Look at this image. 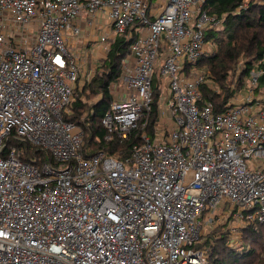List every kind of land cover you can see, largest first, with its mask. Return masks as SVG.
I'll list each match as a JSON object with an SVG mask.
<instances>
[{
  "label": "built area",
  "instance_id": "2783aa9c",
  "mask_svg": "<svg viewBox=\"0 0 264 264\" xmlns=\"http://www.w3.org/2000/svg\"><path fill=\"white\" fill-rule=\"evenodd\" d=\"M203 3L0 0V264H199L200 239L222 222L232 245L242 228L264 225L258 74L224 112L199 104L207 76L193 66L207 51L205 30L220 24ZM83 18L105 24L76 53ZM134 28L101 118L106 140L133 135L130 155L83 157V131L63 114L110 41ZM155 72L161 93L149 133ZM15 143L51 162L24 161Z\"/></svg>",
  "mask_w": 264,
  "mask_h": 264
},
{
  "label": "trees",
  "instance_id": "16d2710c",
  "mask_svg": "<svg viewBox=\"0 0 264 264\" xmlns=\"http://www.w3.org/2000/svg\"><path fill=\"white\" fill-rule=\"evenodd\" d=\"M202 9L220 21V28L208 27L205 30L204 40L215 45V52L204 53L195 64L206 65L208 70L207 81L200 88L199 104L211 102L215 113H222L229 107L231 99L245 88L243 80L252 72L254 62H258L257 68L262 71L257 78V87L253 90L254 100L255 93L264 89V0H204ZM136 28L129 31L130 36L127 32L116 35L110 41V50L105 59L97 65L89 80H84L79 88L76 86L75 101L69 112L63 114L65 121L80 126L83 131V157L100 151L120 160L130 155L133 135L122 141L115 136L106 140L107 134L102 128L101 118L112 99L108 87L120 76L122 60L128 54L130 44L137 38ZM239 58L244 62L243 71L237 75L233 86L227 85L230 70ZM152 88L151 114L147 127L149 133H152L159 113L161 81L157 72L153 75ZM85 92L94 98L90 105L82 102L81 97ZM261 105L264 106V100ZM15 145L22 152L24 161L36 158L39 164L51 162L44 151L25 144ZM227 225L226 220L200 239L197 248L205 251L206 263L264 264V225L251 223L242 228L241 239L235 245L230 244Z\"/></svg>",
  "mask_w": 264,
  "mask_h": 264
},
{
  "label": "rangeland",
  "instance_id": "374dc122",
  "mask_svg": "<svg viewBox=\"0 0 264 264\" xmlns=\"http://www.w3.org/2000/svg\"><path fill=\"white\" fill-rule=\"evenodd\" d=\"M155 4H156V2H153L152 5H155ZM216 27L220 28V26H216ZM206 43H207V45H206L207 46L206 53L210 54V53L215 52V45L213 43H211V41H206ZM243 63H244L243 60L241 58H239L238 62L232 66V69L230 70V77H229V79L227 81V85H230V86L234 85L233 82L237 78V75L241 74L242 71H243L242 70ZM257 65H258V62H254L252 72L255 73L256 75L258 74V77H259L262 74V71H260L257 68ZM156 66H159V63ZM193 69L197 70V71L205 72L206 76L208 75V70H207V66L206 65H202V66L195 65V66H193ZM87 78L88 77L80 78L79 79V83L76 84L77 88H79L84 83V80H89ZM249 79H250V75L248 77H245L244 80H243V82H244L243 85L246 86L247 82L249 81ZM253 92L254 91H252V93ZM244 93L245 92L242 89V91L239 94L243 95ZM245 94H244V96H245ZM81 98L83 100L82 102L86 103L87 105H90L92 103L93 99H94L93 96L89 95V93H87V92H85ZM255 99L259 100V101L264 100V89L259 90L257 93H255ZM162 119H163V122L165 123V125H167L166 124V118H162ZM206 262H207L206 260L205 261H201L199 264H207Z\"/></svg>",
  "mask_w": 264,
  "mask_h": 264
},
{
  "label": "crops",
  "instance_id": "0c3cea01",
  "mask_svg": "<svg viewBox=\"0 0 264 264\" xmlns=\"http://www.w3.org/2000/svg\"><path fill=\"white\" fill-rule=\"evenodd\" d=\"M165 1L166 0H153V2H156V4L152 5L153 4L152 2L151 6L153 9H155L158 6H160L162 3H164ZM87 21L88 20H86V18H83L80 20L81 34L78 39H75L70 43V46H71L70 48L76 53L77 52L79 53L81 50L83 52V49L91 48L92 44L97 38V35H99L102 32V28L105 24V22L102 19H99V20L97 19L95 20V22L92 21L93 22L92 25H89ZM244 92L246 93L245 90ZM256 101H259V100H256Z\"/></svg>",
  "mask_w": 264,
  "mask_h": 264
}]
</instances>
